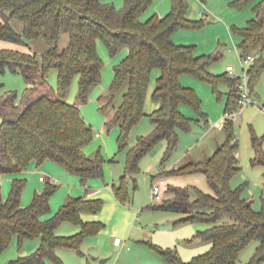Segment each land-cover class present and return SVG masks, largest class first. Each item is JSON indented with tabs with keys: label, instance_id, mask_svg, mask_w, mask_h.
<instances>
[{
	"label": "trees",
	"instance_id": "1",
	"mask_svg": "<svg viewBox=\"0 0 264 264\" xmlns=\"http://www.w3.org/2000/svg\"><path fill=\"white\" fill-rule=\"evenodd\" d=\"M171 10L165 16L154 14L145 21L140 15L154 0H125L123 8H117L107 0H0V40L30 47L32 41L44 39L52 45L43 53L24 52L0 48V71L6 66L19 69L26 81L21 101L16 91L0 94V176L26 170L32 161L42 164L55 161L72 174L85 180L103 175L105 159L97 152L94 157L85 154L84 148L95 137L92 125L84 118L81 104L87 103L92 88L102 82L103 62L98 53V41L102 40L110 54L116 56L127 47L128 55L114 67V80L109 101L110 107L116 94L124 87L122 100L114 115L106 122L110 128L120 127V149L129 144V136L135 125L146 115L145 102L153 70L160 69L161 76L153 94L160 107L150 115L153 131L137 138L127 158L126 173L139 172V161L159 142H167L163 162L168 160L179 143L180 131L192 129V119L180 110L186 104L201 110V100L196 91L182 85V75L188 74L210 83H225L229 87L226 114L238 110L241 97L240 78L228 72L215 75L209 67L218 59L217 54L195 56L194 47L179 45L173 34L180 29L202 27L205 19L188 17V0H171ZM205 2L206 0H202ZM254 4L256 18L245 28L239 29V49L248 56L258 45L264 48V0H235L233 5L242 8ZM18 20L23 25L19 32L12 24ZM64 34L69 35L66 47L59 44ZM255 60L248 68L250 89L264 70V53L253 54ZM58 71V86H51L49 78ZM78 78L79 103H69L67 95L73 81ZM0 84V88H1ZM227 140L218 146L215 154L204 161H191L169 173L206 174L215 194L195 189L196 198H190V189H176L175 199L163 204H151L150 210L176 211L184 214L177 225L205 223L210 226L198 231L197 237L210 244L209 249L191 261L181 259L176 248H163L150 243L170 264H237L241 251L251 241L259 245L248 264L264 263V199L261 210L253 208L244 196V186L233 189L230 180L238 166L239 142L234 134V121L226 118ZM223 128V129H224ZM263 141L253 137L256 158L253 164L264 165ZM161 179V178H160ZM116 187V195L122 202L130 200L126 183ZM25 181L16 179L8 199L0 196V251L8 248L17 237L41 238L37 251L20 256L10 264H64L56 254L60 247L75 249L82 254L81 245L86 237L99 230V222H85L83 213L96 214L104 201L85 197H70L56 215L43 220L51 210L50 200L57 185L48 183L43 193H36L27 206L21 205ZM137 188V185H136ZM225 215L230 221H223ZM64 222L81 225L82 229L71 236H60L57 228ZM192 244V239L186 240Z\"/></svg>",
	"mask_w": 264,
	"mask_h": 264
},
{
	"label": "rangeland",
	"instance_id": "2",
	"mask_svg": "<svg viewBox=\"0 0 264 264\" xmlns=\"http://www.w3.org/2000/svg\"><path fill=\"white\" fill-rule=\"evenodd\" d=\"M107 1L112 2L119 9L124 7L125 0ZM234 1L235 0H206L203 2L202 0H188V17L193 20L205 19V24L196 29L178 30L184 32V40L188 42L186 45L194 47V54L218 55V59L209 67V71L215 75L224 73L226 67L229 65L234 68L232 73L233 76H243L249 68V66H246L242 61L243 53L238 47L240 41L238 30L245 28L249 20L251 21L256 16L254 4L239 8L233 5ZM171 4V0H154L147 10L140 15V19L145 21L154 14L161 17L165 16L170 12ZM224 8H227L226 12H223ZM68 42L69 35L64 34L59 47L61 49L66 47ZM41 43L42 42L36 44L34 48L32 44H30L32 51L38 54L45 52L46 50L42 52L37 51L43 46ZM45 43L47 42L45 41ZM12 45L14 48L11 49L26 51L22 49L23 47L15 44ZM98 45L100 47L98 53L103 62V78L100 84L92 88L87 103L81 104V106L88 107L85 108L84 117L88 123L92 124L95 133L94 139L85 146L84 152L87 156L94 157L97 152L100 151L105 159L104 167L110 164L112 160L106 156L109 149L111 156L115 157L113 160L116 161L115 168L117 173H115L114 177L117 178L118 185L121 187L125 182L124 180L122 181L121 178L126 173L127 158L130 150L136 144L138 137L149 135L153 131V123L149 117L144 116L140 122L133 127L129 136L128 146L122 150L120 149L118 142V125H114L110 128L107 126L104 120L106 115L104 110L101 109L102 102L100 101H106V103L109 101L110 89L114 80V67L123 60L125 51L128 50V48L125 47L120 50L116 56H112L102 40L98 41ZM261 50L264 53L263 46L258 45L251 53L255 54L261 52ZM55 73L56 70H53L50 74V84L56 89L58 86V76H56ZM183 76H187L188 79L191 80L190 82L198 86L200 95L196 93L201 100V110L197 111L186 104L181 105L183 114L187 118L192 119V129L187 132L180 131L179 143L172 156L163 162L167 151V142L161 141L141 158L139 161V172L134 175H127L125 182L126 188L130 197H135L136 195L144 202L143 208L141 207L142 210L147 209L146 207L150 204L160 205L163 204L165 200H174L176 196L174 191L180 188L190 189V198L192 200L197 196L195 189L212 195L215 194L205 173L172 174L169 173V171L174 168H182L191 161L201 162L206 158L212 157L217 151L218 146L226 142L228 126L224 129H219L216 127V124L226 123L224 113L229 87L222 82L215 85L188 74L182 75V77ZM0 84L2 85L0 94H4V92L8 91H16L18 93V101L22 100L26 89V81L19 69L14 70L10 66H6L4 71H0ZM125 90L126 88L124 87L116 94L113 102L114 105L121 102ZM252 98L254 103L243 108H238L237 117L233 120L234 134L239 142L238 166L240 170L230 180V186L233 189L244 186L243 194L245 198L252 202V206L255 210L259 211L262 208L264 199V165L253 164V160L256 158L253 137L256 136L260 140L264 137V70L261 71L258 80L253 86ZM67 99H71L74 103H79L77 78L73 81L69 89ZM45 165L47 167L46 169L44 167ZM120 167L124 168L123 173L119 172ZM66 171L64 166L52 160H46L42 164H33L32 161L23 172L4 173L0 176V196L4 200L8 199L14 180H23L25 181V187L21 197V205L27 206L32 202L36 193H43L45 191L49 182L57 185V189L51 197V211L42 217L43 220H47L51 216H54L70 197H80L84 195L87 190H91L94 183H92L90 187V180L96 179L106 184L105 169L102 176L87 180L79 174H72L70 172L65 176ZM40 177H43L45 181L40 182ZM160 178L165 179L168 185L164 190L162 200L154 201L152 198V184ZM109 187V190H105L102 194L97 196L104 201L105 207L102 208L100 212L96 213L98 214V219H100L98 221L101 227L98 231L92 233L90 238L81 245V251L86 255L81 256L75 249H63L60 251V256L64 263L170 264L150 246V243L159 244L154 238L133 239L134 241L130 242L126 241L124 237L116 235L119 219L122 218V212L117 213L112 220H109L112 210L111 207L107 205L108 199H118L112 183ZM142 215V224L146 225L152 236L157 232V224L164 225V221L159 220L162 215H169L171 217L169 220H173L174 216L178 215L174 221L184 216L181 212L165 210H144ZM230 220L231 217L228 215H225L223 218V221ZM209 226V224L205 223H191L184 226L181 232L183 237L177 240L174 246L178 250V254L183 261H191L195 256L209 249L208 244L197 237L198 231L204 230ZM62 227H69L75 230L79 229L75 234L80 231V226L68 224V226H61L58 230L59 232L64 230ZM115 237H120L122 239L123 243L121 246H114L113 241ZM40 239L41 238L25 239L20 242L19 239L15 237L8 248L0 251V264H10L20 256L31 255L36 252L40 246ZM188 239H192V244L187 243L186 240ZM258 245V240L251 241L250 244L241 251L237 264H248ZM48 262L49 264H54L50 260H48Z\"/></svg>",
	"mask_w": 264,
	"mask_h": 264
},
{
	"label": "crops",
	"instance_id": "3",
	"mask_svg": "<svg viewBox=\"0 0 264 264\" xmlns=\"http://www.w3.org/2000/svg\"><path fill=\"white\" fill-rule=\"evenodd\" d=\"M226 9L227 8H224L223 12H226L227 11ZM256 16L253 19H255ZM249 22H250V20H249ZM12 24L14 25V27L19 32H22L23 31V25L19 21H16V20L14 21L13 20L12 21ZM172 38H173V41L176 44H179V45H186V43H188V42H186L184 40V32H182V31L175 32L173 34V37ZM39 42H42L41 44H43V46L40 49L37 50L38 52L45 51V50H47V49H49V48L52 47V45L50 43H48L47 41H46L47 43H45V40L44 39H39V40L32 41L31 42L32 47L34 48V46L36 44H39ZM240 42H241V39H240L239 43ZM12 44H15V43L5 42V41H1L0 40V48H6V49L14 48ZM15 45H18V44H15ZM18 46L23 47L22 49H25L26 50V51H24V50H20V51H24V52L31 51V52H34V51H32V48L31 47H25V46H21V45H18ZM27 49H28V51H27ZM98 49H100L99 45H98ZM14 50H18V49H14ZM128 53H129V50H126L125 51L124 58L128 55ZM195 56H201V55L200 54H195ZM225 72H227V67H226V71ZM55 74H56V76H58V71L57 70H56V73ZM160 76H161V70L160 69L153 70L152 75H151V81H150L149 89H148V94H147V98H146V102H145V108H144L145 113H146L145 116H147L149 118H150V115L152 113H154L160 107V104L158 102L154 101V99H153V94H154V91H155V89L157 87V80H158V78ZM49 81H50V78H49ZM77 81H79L78 78H77ZM190 81L191 80L188 79L187 76H183L181 78V83H182L183 86L194 89L200 95L198 86L196 84L190 82ZM201 98H202V96H201ZM227 101H228V98H227ZM68 102L74 104V101H72L71 99L70 100L68 99ZM100 102H102V105H101V109H102L103 106L106 104V101H100ZM118 105L119 104H117V105L112 104L110 107H108L106 110H104V113L106 115V117L104 118V120L106 122L114 115L115 109H116V107ZM80 107H81V112L83 113V116H84L85 108H88V107H85L83 105L80 106ZM180 110L183 113L182 106L180 107ZM86 112H87V110H86ZM89 124L92 125L91 123H89ZM118 128H119V134H120V127L118 126ZM152 129H154V125H153V128ZM106 156L109 159H112L110 161L111 162L110 164H107V165L104 166V169H105V181H106L105 183L106 184H104L101 181H98L96 179L95 180H90L89 181V185L91 187L92 183H94L93 188L91 187V190H87L85 192V194L84 195H81L80 197H85V198H88V199H100L97 196L100 195V194H102L103 191L109 190L110 189L109 185H111V183H112V186H113L114 190L116 189V187H119L118 180H117L116 177H114L115 176V173H117L116 172V168H115V162L116 161L113 160L115 157H112L111 156V153H110V150L109 149L107 151V155ZM48 162H51V161H48ZM35 163H37V162L36 161L35 162L33 161V164H35ZM44 167H45V169L47 168L46 165ZM119 169H120L119 172L120 173H123L124 168L123 167L122 168L120 167ZM47 170H49V169H47ZM65 174H66L65 176H67V174H69V172L67 173V171H66ZM131 175H134V174H131ZM117 177H118V175H117ZM39 180H40V182H44L45 181V180L42 181L41 180V177L39 178ZM156 181H154L153 184ZM107 203H108L107 205H109L111 207V210H112L111 211V214H110L109 220H112V218L115 217V215L117 213L122 212V218L119 219L120 221H119L118 231L116 232V235L117 236L124 237L126 239V241L133 242L134 241L133 239H147V238L152 237V238H154V240L157 243H159L157 245H159V246H161L163 248H176L174 246L177 243V240H179V239H181L183 237V235H181V232H182L184 226L191 224V223H185V224L177 225L175 223L174 219H176V217H178V215L177 216H174L173 220H169L171 218L169 215H162L159 218V220L160 221H164V225L157 224V226H158L157 227V232L154 234V236H152V234L150 233V230L146 227V225H143L142 224V216H143L142 215V212L144 210L149 211L150 209L148 207L151 204L146 207L147 209L142 210L141 207L143 208L144 202H142L141 199H139V197L136 196V195H135V197H132L131 196L130 200L127 201V202H122L119 199H114L113 198V199H108V202ZM50 204H51V200H50ZM104 207L105 206L103 205V208ZM119 207L122 208V209H120ZM51 217H53V216H51ZM82 219L85 222H92V221L93 222H99L98 220H100V219H98V214H91V213H83L82 214ZM68 224H72V223H70V222H64V223H62L57 228L56 233L59 234V235L60 234H64V235H60V236H71V235H74L75 232L79 230V229H77V230L70 229L69 227H65V228L62 227L64 230L61 229L63 231H60V232L58 231L61 226H63V225L68 226ZM72 225H75V224H72ZM76 226H80V231H81V229H82L81 225H76ZM89 238H90V236L86 237L85 240H84V242L87 241ZM40 244H41V239H40ZM113 244H114V241H113ZM114 246L115 247H119V246H116L115 244H114ZM208 247H210V244H208ZM63 249H66V248L65 247H60V248H58L56 250V254L60 258H61L60 251L63 250ZM79 254L81 256H85L86 255L83 251H82V254L81 253H79ZM103 262H105V261H103Z\"/></svg>",
	"mask_w": 264,
	"mask_h": 264
},
{
	"label": "built area",
	"instance_id": "4",
	"mask_svg": "<svg viewBox=\"0 0 264 264\" xmlns=\"http://www.w3.org/2000/svg\"><path fill=\"white\" fill-rule=\"evenodd\" d=\"M255 60V56L253 54H250L248 56L242 57V61L246 66H250L251 63ZM234 71L233 66L229 65L227 66V72L231 75ZM236 78H240V90H241V97L239 100V108H243L249 104H253L254 100L252 98V92L250 89V76L248 73V70H246L245 74L243 76H233ZM226 118H230L234 120L237 117V111H235L232 114H226ZM216 126L220 129L224 128V123H217ZM41 180L44 181L45 179L41 177ZM168 183L165 179L161 178L157 180L153 185H152V198L154 201H160L162 200L164 190L167 187ZM123 243L122 239L120 237H115L114 239V244L116 246H121Z\"/></svg>",
	"mask_w": 264,
	"mask_h": 264
}]
</instances>
